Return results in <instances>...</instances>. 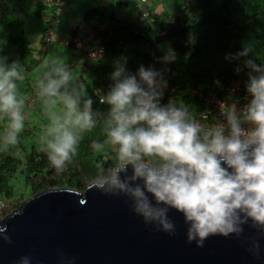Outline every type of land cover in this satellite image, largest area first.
I'll use <instances>...</instances> for the list:
<instances>
[{
  "label": "clouds",
  "instance_id": "obj_1",
  "mask_svg": "<svg viewBox=\"0 0 264 264\" xmlns=\"http://www.w3.org/2000/svg\"><path fill=\"white\" fill-rule=\"evenodd\" d=\"M248 55L244 48L226 59ZM6 59H0V120H7L0 149L7 152L19 143L26 115L22 111L25 101L17 91V81L25 77L19 62L9 65ZM160 59L171 62L176 54L169 48ZM126 62L125 57L115 62L113 84L99 100L109 106L104 131L106 143L117 146L119 168L98 175L91 186L108 194L126 195L132 211L146 224H155L157 230L169 234H175L176 229L168 212L177 210L187 225V240L198 247H203L210 235L240 237L245 225L264 234V64L253 58L243 61L249 69L245 88L251 99L239 109L234 105L224 111L221 105L226 123L206 126L191 119L186 106L174 100L160 103L167 82L159 71L141 65L131 74ZM34 87L39 96L47 98L50 123L41 138L43 150L61 173L77 152L80 134L96 126L94 101L83 96V85L73 83L72 69L56 61L47 66ZM57 101L64 105L62 115L51 109ZM94 146L98 150L104 147L98 142ZM0 235L10 242L3 229ZM250 251L258 254L257 239L251 240ZM30 261L24 256L17 264Z\"/></svg>",
  "mask_w": 264,
  "mask_h": 264
},
{
  "label": "trees",
  "instance_id": "obj_2",
  "mask_svg": "<svg viewBox=\"0 0 264 264\" xmlns=\"http://www.w3.org/2000/svg\"><path fill=\"white\" fill-rule=\"evenodd\" d=\"M185 3L186 0L181 6ZM82 19L96 29L90 49L95 45L102 47L96 59L81 53L90 62L88 69L92 79L91 89L84 88L88 93L84 90L82 94L94 101L96 126L80 134L76 154L63 172L57 173L44 148L32 142L37 130L35 125L25 121L18 135L19 143L7 152L0 149V197L4 199H14L16 187L22 183L34 194L60 186L79 189L98 175L114 172L119 163L117 146L115 150L97 154L94 150L95 143L107 141L104 118L109 108L99 102L101 94L96 89L103 85L106 94L113 84L111 73L115 62L121 57L126 58L125 67L131 74H136L141 65L159 71L167 82L160 103L166 105L174 100L186 106L193 120L199 119L206 110V98L212 94L222 97L233 80L241 81L242 94L246 92L249 69L243 65L245 59L253 58L257 64H264V0H187L172 20L151 14L147 23H139L137 19L122 20L114 13L93 8H88ZM51 26L50 20L37 47L32 46L23 30L0 34V56L6 57L10 64L12 60L19 62L18 67L26 76L46 55L47 49L43 46ZM164 42L174 50V61L165 63L160 59L167 52L159 47ZM244 48L249 50L247 57L226 59V55H235ZM12 52L16 55L12 56ZM94 74L100 81L92 77ZM85 80L79 76L74 84L84 86ZM17 82L24 83V80ZM80 107L83 108L82 101ZM5 126L0 121V138ZM17 152L21 155L16 156Z\"/></svg>",
  "mask_w": 264,
  "mask_h": 264
},
{
  "label": "water",
  "instance_id": "obj_3",
  "mask_svg": "<svg viewBox=\"0 0 264 264\" xmlns=\"http://www.w3.org/2000/svg\"><path fill=\"white\" fill-rule=\"evenodd\" d=\"M168 216L175 234L146 224L126 195L105 193L91 182L84 190L47 188L0 220L10 238L0 235V264H17L24 256L30 264H264V234L248 225L240 237L210 235L198 247L187 240L183 214L170 209ZM252 239L258 254L250 251Z\"/></svg>",
  "mask_w": 264,
  "mask_h": 264
},
{
  "label": "crops",
  "instance_id": "obj_4",
  "mask_svg": "<svg viewBox=\"0 0 264 264\" xmlns=\"http://www.w3.org/2000/svg\"><path fill=\"white\" fill-rule=\"evenodd\" d=\"M184 1L185 0H146L143 2L141 0H67L64 5L65 13L61 24L57 28L55 40H52L46 48L45 59L41 61V67L38 68L39 72L32 77L31 73L34 70L33 69L28 72L26 76H24V83H22L20 91H18L19 97L23 98L24 92L28 90L40 76H43V74L47 71V66L53 61L67 64L69 68L72 69L73 83H75L79 76L85 77L86 80L84 88L91 89L92 79L90 78L91 75H89L88 69L90 62L85 58V56H81V53H85L89 56V58H91L88 48L84 47L79 49L74 48L71 44H66V41L69 40L78 29H81L85 36L88 38L91 37V39L94 40V34L96 32L95 27L92 23H86L82 19L84 12L88 8L101 10L107 13H114L117 18L122 20L125 18L135 20L138 18L143 9H147L151 14L158 15L160 19H165L168 15L178 12ZM23 8L30 13L29 18L25 19V22L28 24L27 27L33 28L37 24L35 17L40 16L44 19L43 27L40 31H37L40 34L38 41L40 42L43 30L48 25L52 17V7L44 0H0V27L5 28L11 25L16 20L15 12L17 10H22ZM89 28L91 30H89ZM7 30L8 31L6 32L0 31V34L8 33L14 30L16 31V29L10 30V28ZM22 30L28 35L25 28ZM57 48H59L61 53H59L60 51ZM62 53H65L66 55H62ZM14 55H16V53H14ZM14 61L15 60H12V62ZM8 64L10 65V63ZM86 93H88V91ZM22 109H24V112L27 111L25 120L27 121L29 116H32L31 113L33 114L34 110L28 111L25 105H23ZM28 121H30V119ZM105 142L106 141L101 144H104ZM115 149L116 146H113V149L109 151ZM96 153L97 151L95 150V154Z\"/></svg>",
  "mask_w": 264,
  "mask_h": 264
},
{
  "label": "built area",
  "instance_id": "obj_5",
  "mask_svg": "<svg viewBox=\"0 0 264 264\" xmlns=\"http://www.w3.org/2000/svg\"><path fill=\"white\" fill-rule=\"evenodd\" d=\"M47 4L52 7V17L51 23L52 26L49 28L46 34V44H44L43 48L46 49L49 46V43L52 40H55L57 28L61 24L63 15L65 13L64 5L67 0H44ZM146 1V0H141ZM187 3V0H186ZM185 3V4H186ZM183 6H180L179 10L182 9ZM179 14V11L168 15L166 17L167 20H172L174 15ZM1 15V14H0ZM151 19V13L147 9H143L140 15L137 18L139 23H147ZM93 40L85 36L81 29H78L69 40L66 41V44L73 46L74 48H88L89 55L92 59H96L101 55L102 47L95 45L93 49H90L91 43ZM95 80L100 81V77L94 74L92 76ZM41 78V76L39 77ZM37 81V80H36ZM35 85V83H34ZM31 85L28 90H26L23 94V99L25 101L24 105L28 111L34 110L36 108V104L39 102L40 97L38 94V90ZM104 86L99 85L97 87V92L101 94L100 99L103 98L104 95ZM244 89L242 88L241 81L233 80V82L226 88L222 97L215 96L212 94L211 96L206 98V110L202 113L199 119L195 121L202 125L212 126L216 122L226 123L224 116L222 115L221 105L223 106V110L227 111L228 109L232 108L234 105L239 109L242 108L250 99L251 97L245 92L242 94ZM24 112V109H22ZM27 115V111L24 112ZM3 124L7 123L6 119L0 120ZM5 203V199L0 197V209ZM1 212V211H0Z\"/></svg>",
  "mask_w": 264,
  "mask_h": 264
},
{
  "label": "rangeland",
  "instance_id": "obj_6",
  "mask_svg": "<svg viewBox=\"0 0 264 264\" xmlns=\"http://www.w3.org/2000/svg\"><path fill=\"white\" fill-rule=\"evenodd\" d=\"M167 13H170V12H167ZM29 15H30V13L27 12L26 10H24V8L22 10H17L15 12V19L16 20L11 25H9L5 28L0 27V31L6 32V31H8L7 29H9V28H10V30L16 29V30L20 31V30L25 28V30L28 33L29 38L31 40L32 46L37 47L39 44L38 41H39V36H40L39 32H37V31H40L41 28L43 27L44 19L40 16L35 17L37 24L33 28H29V27H27L28 24L25 22V19L29 18ZM89 30H91V29L89 28ZM32 31H34V32H32ZM159 47L161 49L167 51L170 48V45L167 42H164L163 44L159 45ZM57 49L59 50V48H57ZM59 53H61V51ZM13 55H14V52H12V56ZM62 55H66V54L62 53ZM67 56H69V55H67ZM0 59H3V57L0 56ZM43 59H45V56L43 57ZM5 62L8 64L7 61H5ZM40 67H41V65H39L38 67H36L32 71V73H31L32 77L36 73L39 72L38 68H40ZM21 85H22L21 82H17V88H18L17 91H20ZM163 90H165V88H163L162 91ZM85 91L87 92L88 90H85ZM18 97H19V92H18ZM51 109H52V111H55L57 114H60V115H62L63 112L65 111L64 105L62 103H60L59 101H57V103L55 105L51 106ZM31 115L32 116H29V119H30L31 123L35 125V127L37 129L34 133L33 138H32V142L34 144H36L38 147L44 148V144H43L41 138L44 134V130H45L46 126L50 123V120H49V116L46 114V101L43 99V97H40V100L36 104V108L34 109L33 114L31 113ZM103 145H104L103 149L98 150L94 147V150H96L98 153L100 151L101 152H108L109 150L113 149V145H111L109 143L105 142ZM18 180H20V178H18ZM89 183H90V181L84 182L83 185L81 186V188H79V190H84L85 186H87ZM32 195H34V193L30 191L29 187L25 186L23 183L17 185L16 191H15V196H14L15 198L12 200L5 199V203L3 204V206L0 209V211H1L0 212V220H3V218L7 214H10L11 212H13L16 208H18L22 204V202L25 199L29 198ZM20 200H22V202Z\"/></svg>",
  "mask_w": 264,
  "mask_h": 264
}]
</instances>
